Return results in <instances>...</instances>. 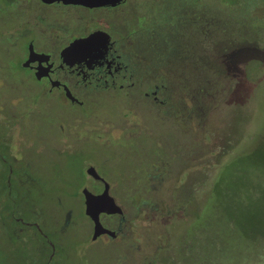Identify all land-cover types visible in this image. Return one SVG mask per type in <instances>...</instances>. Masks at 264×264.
<instances>
[{"label":"rangeland","instance_id":"obj_1","mask_svg":"<svg viewBox=\"0 0 264 264\" xmlns=\"http://www.w3.org/2000/svg\"><path fill=\"white\" fill-rule=\"evenodd\" d=\"M128 1L113 19L130 28L139 19L157 22L158 34L143 33L130 50L139 70L160 69L168 102L116 92L80 110L46 97L30 107L36 83L11 59L22 54L29 18L51 26L63 9L0 0V79L8 82L0 100L21 98L3 109L18 125L0 140V191L8 163L1 165L15 152L5 145H18L14 167L29 176L13 194L14 217L7 193L0 195V264H45L46 253H30L15 236L18 216L41 218L46 232H57L52 264H264V0ZM91 108L85 129L100 138H82L71 149L58 124ZM88 159L111 182L126 237L89 242L79 188L93 183L84 177Z\"/></svg>","mask_w":264,"mask_h":264},{"label":"flooded vegetation","instance_id":"obj_2","mask_svg":"<svg viewBox=\"0 0 264 264\" xmlns=\"http://www.w3.org/2000/svg\"><path fill=\"white\" fill-rule=\"evenodd\" d=\"M11 1H14L13 7L20 5V0ZM39 1L44 5H58L56 7H61L63 12L58 17H54L55 24L44 26L45 28L40 26L38 19L34 17L29 18V35L28 40L23 45L22 51H20L22 54H19V58L14 55L11 56L14 64L27 70L36 83L32 94L33 98L29 100L30 107L36 105L39 97H46L53 99L59 104H71L72 106L79 107L81 110L92 107L90 105L94 102L99 103L98 98L100 97L111 99V96H115L116 92L122 93L121 98L139 96L151 101L168 102V97L164 95L166 86L160 76V69H155L153 72L139 70L133 62L135 54L133 50H130V45L134 41H139L143 33L150 38H154L158 34L157 22L152 19H139L140 25L130 28L124 23V19H113V11L123 13L124 11L120 9L130 3L128 0H122L116 5L108 3L96 6L65 3L63 0L54 2ZM27 9L29 12L32 10L30 4L27 5ZM67 11L72 13H68ZM39 35H44L46 37L44 41L46 42L37 41ZM78 41L79 43L75 45V48H70L74 42ZM43 43H48L49 45ZM16 51H19V49ZM7 85V80L5 82L0 79V90L7 87ZM1 93L3 94V91H0V99L2 100L3 95ZM1 100L0 140L4 136L5 128L8 129L10 125H18L15 117L5 114L3 109L6 106L15 107L21 101V98H17L13 102L10 100V105H6ZM95 112L91 108V110L89 109L86 112L80 111L77 114H70L64 122H57L59 123L58 129L60 128L61 132L63 131L62 139H64L66 146L75 149V143L78 140L90 138V135H92V139L99 140L100 132L93 128L90 131V135H87L89 131L85 129L86 124L84 123L87 120L90 121L92 114ZM63 125L65 126L64 128ZM71 129H75L76 131L69 136V130ZM25 144L26 138H24L23 142V145ZM9 145L13 147L15 152L12 153L11 159L8 158L11 162L3 160L4 163L1 165L7 166L6 163H8V169H3L6 176L2 179L3 188L0 191V195L7 193L11 200L10 203H12L11 214L14 217L18 205L14 200L13 194H17L14 192H18V186L23 187L26 184L27 177L29 176L25 174L24 169L20 170V168L16 169L14 167V162L17 159L19 160L22 153L18 149V145L15 147L14 143L5 145L7 149ZM88 160L84 162V177H90L93 183L90 180L92 186L87 187L88 185L83 183L79 188H81L83 210L90 221L89 229L92 228L91 241L89 242H96L99 239H103V242H111V239L118 240L119 238L126 237L125 231L128 224L124 213H101V224L104 228L114 231L115 234L112 235L111 232H105L94 239L95 221L86 213L87 204L84 192L87 189L93 194H101L106 188V183H108L109 193L111 194L112 185L103 176L99 165L93 164L92 160ZM91 168H94L100 177H96L93 174L94 171H90ZM21 176H24L26 180L20 178ZM18 179L19 181L17 182ZM61 204L62 201H59L60 206ZM6 208L2 207L3 210ZM25 210L29 212L27 208ZM2 213L4 216L5 212ZM37 215L41 217V211ZM4 217L6 219V216ZM41 220L40 218L39 222H27L24 218L18 216L15 223L19 226V234L15 236L22 237V241L25 242L23 244L27 245L26 250L29 251L30 249V253H46L44 256L41 254L40 257L44 258L45 264H52L55 253H59V251L57 247L58 243L51 235L56 236L57 232H46L42 223H40ZM26 227L31 229V231H26ZM66 227L67 224L64 228ZM82 227L84 229V225ZM64 228L62 226L61 232H63ZM10 230L14 232L12 224ZM37 243L39 244L38 250L36 248ZM47 253L50 254L48 255Z\"/></svg>","mask_w":264,"mask_h":264},{"label":"water","instance_id":"obj_3","mask_svg":"<svg viewBox=\"0 0 264 264\" xmlns=\"http://www.w3.org/2000/svg\"><path fill=\"white\" fill-rule=\"evenodd\" d=\"M45 2H54L60 0H43ZM65 3H76V4H83L88 6H96V5H104L111 3V5H116L120 3L122 0H63ZM78 42H74L70 48H75ZM90 171H94L93 174L96 177H100L99 174L95 171L94 168H91ZM85 196H86V213L95 221V233L94 239L105 232H111L112 235L115 234L114 231H110L103 227L100 221V214L107 213V214H123L124 210L119 205L113 195L109 193V184L106 183V188L104 192L101 194H93L89 190L85 189Z\"/></svg>","mask_w":264,"mask_h":264},{"label":"trees","instance_id":"obj_4","mask_svg":"<svg viewBox=\"0 0 264 264\" xmlns=\"http://www.w3.org/2000/svg\"><path fill=\"white\" fill-rule=\"evenodd\" d=\"M179 210H180V209H178L176 212H178ZM185 210H187V209H185ZM187 213L189 214V212H187ZM188 214H186V215H180V214H179V216L182 217V218H185Z\"/></svg>","mask_w":264,"mask_h":264},{"label":"snow or ice","instance_id":"obj_5","mask_svg":"<svg viewBox=\"0 0 264 264\" xmlns=\"http://www.w3.org/2000/svg\"><path fill=\"white\" fill-rule=\"evenodd\" d=\"M242 55V54H241Z\"/></svg>","mask_w":264,"mask_h":264}]
</instances>
